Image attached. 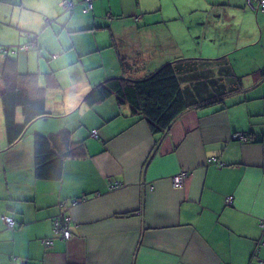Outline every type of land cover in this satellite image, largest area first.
Returning <instances> with one entry per match:
<instances>
[{
  "label": "crops",
  "instance_id": "obj_1",
  "mask_svg": "<svg viewBox=\"0 0 264 264\" xmlns=\"http://www.w3.org/2000/svg\"><path fill=\"white\" fill-rule=\"evenodd\" d=\"M72 1L67 12L59 0H0V45L29 44L0 54V264H264V12L248 0H93L84 13ZM167 63L192 104L167 131L115 96L84 101L108 78ZM10 69L36 77L47 114L9 147ZM35 134L56 135L59 180L35 176ZM82 197L67 210L71 237H56L59 203Z\"/></svg>",
  "mask_w": 264,
  "mask_h": 264
},
{
  "label": "trees",
  "instance_id": "obj_2",
  "mask_svg": "<svg viewBox=\"0 0 264 264\" xmlns=\"http://www.w3.org/2000/svg\"><path fill=\"white\" fill-rule=\"evenodd\" d=\"M11 65V61H7L5 67L10 68ZM176 71L173 63H167L142 79L108 78L95 85L85 95L84 101L92 105L115 96L119 104H128L134 113L144 118L152 132L167 131L181 114L192 108V104L184 98L181 80ZM13 72L10 69L5 73V77L8 79L11 76L14 79V87H8L2 95L9 147L21 138L33 120L47 114L44 98L31 96L36 77L33 74ZM214 102L207 100L202 105ZM17 107L22 110V123L16 121ZM62 134L64 135V132ZM33 140L35 176L40 179L59 180L62 175L63 156L53 149L56 135L35 134Z\"/></svg>",
  "mask_w": 264,
  "mask_h": 264
},
{
  "label": "built area",
  "instance_id": "obj_3",
  "mask_svg": "<svg viewBox=\"0 0 264 264\" xmlns=\"http://www.w3.org/2000/svg\"><path fill=\"white\" fill-rule=\"evenodd\" d=\"M83 4V12L87 13L91 11L93 7V0H80ZM249 7L253 10L264 12V0H248ZM60 7L67 12H71L75 6L72 0H59ZM29 36V35H28ZM29 46L27 44H22L17 47V50L12 47H5L0 45V54L6 56L9 53H15V51H27ZM92 137H96V131L91 132ZM233 138L240 141H247L248 137L243 133H235ZM216 164L221 165L220 162L215 161ZM189 172L185 169L180 170L177 174L171 177V184L174 188L183 187L185 180L188 178ZM123 184L117 181H108V190L113 191L122 187ZM84 200V197L81 199H72L69 203L66 201H61L59 206L62 209V212L53 218V234L60 239H69L71 237V232L69 230V224L71 221L70 215L67 210L69 207L76 205L78 202ZM231 202V197L226 199V203ZM4 224L12 229L15 226V221L12 217L4 215L2 217ZM259 226L262 230L260 239L257 241L256 250L260 249L264 245V216L260 219ZM45 245L52 243L51 239H44L42 241ZM17 263L22 264V260L17 259Z\"/></svg>",
  "mask_w": 264,
  "mask_h": 264
},
{
  "label": "rangeland",
  "instance_id": "obj_4",
  "mask_svg": "<svg viewBox=\"0 0 264 264\" xmlns=\"http://www.w3.org/2000/svg\"><path fill=\"white\" fill-rule=\"evenodd\" d=\"M33 37H34V35H33ZM19 45H17V46H12V48L13 49H15V50H17V47H18ZM50 56V55H49Z\"/></svg>",
  "mask_w": 264,
  "mask_h": 264
}]
</instances>
